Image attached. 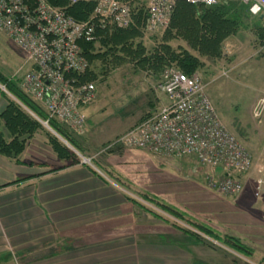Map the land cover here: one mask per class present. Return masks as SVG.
I'll return each instance as SVG.
<instances>
[{"label":"rangeland","instance_id":"374dc122","mask_svg":"<svg viewBox=\"0 0 264 264\" xmlns=\"http://www.w3.org/2000/svg\"><path fill=\"white\" fill-rule=\"evenodd\" d=\"M146 1L137 0V4L145 6ZM230 6L232 12L244 14L246 17H242L238 31L223 42L222 58L210 59L199 56L182 39H173L169 44L172 48L178 46L187 48L202 61L203 66L198 73L207 83L208 95L222 123L237 136L251 156L252 166L240 175L243 185L241 192L227 195L211 189L207 177L219 173V169L206 167L192 156H173L172 158L176 160L173 167L167 163L168 158L144 151L142 153L137 148L124 147L118 143L107 148L144 114L153 112L164 104L162 102L164 93L160 88L161 75L167 67L179 68L174 63L163 67L158 74L142 70L132 62L120 64L111 62L106 65L96 61L91 64L90 68L95 78L88 81L94 85V96L84 108L87 110L85 128L75 136L82 145L81 151L61 141L74 152L79 162L103 173L110 181L125 190L126 197L158 213L167 220V223L193 230L185 220L177 219L160 210L145 200L143 195L176 208L185 217L197 223L210 225V228L213 226L220 234L236 236L253 249V254L247 257L208 239L216 247L211 248L203 244L205 252L208 253L205 259L207 263L264 264V185L258 195L254 194L257 169L264 161V44H259L253 32L252 22L257 17L250 14L243 4L231 3ZM134 25H139L136 19ZM139 26L142 28V37L139 41L147 50L160 44L166 28L149 31L145 24ZM27 71L28 64L23 52L0 30V73L6 77L21 79ZM0 90L3 89L0 87ZM149 102L155 105L154 109L149 110ZM255 110L260 112V121L254 116ZM43 126L55 135V131L54 133L46 125ZM46 146L45 132L38 131L31 142V151L48 161L54 158L55 154ZM162 167L174 169L173 173L183 180L199 181L211 189L213 210L206 212L204 217L198 220L151 193L148 188L153 189L155 174H159L158 169ZM13 182H6L1 186ZM134 208L141 212L137 206L134 205ZM25 262V258L8 250L0 252V264Z\"/></svg>","mask_w":264,"mask_h":264},{"label":"built area","instance_id":"2783aa9c","mask_svg":"<svg viewBox=\"0 0 264 264\" xmlns=\"http://www.w3.org/2000/svg\"><path fill=\"white\" fill-rule=\"evenodd\" d=\"M68 1L93 2L92 16L78 21L47 0H0V30L23 52L28 64V71L20 79L21 89L44 110L48 119L79 134L86 124L84 108L95 91L92 83L80 79L88 63L79 42L93 39L97 26H130L136 12L129 0ZM177 1L147 0L146 29L167 28ZM185 1L210 6L220 0ZM227 1L246 6L250 14L261 18L264 27V0ZM160 88L166 103L107 148L118 143L165 157L192 156L206 167L219 169V173L207 177L211 189L227 195L241 192L240 175L252 166L251 156L222 123L200 74L188 75L179 68L167 67ZM259 115L255 110L254 116ZM37 119L48 125V120ZM254 183V194L258 195L264 185V161L257 169Z\"/></svg>","mask_w":264,"mask_h":264},{"label":"crops","instance_id":"0c3cea01","mask_svg":"<svg viewBox=\"0 0 264 264\" xmlns=\"http://www.w3.org/2000/svg\"><path fill=\"white\" fill-rule=\"evenodd\" d=\"M5 105L0 95V110ZM34 136L20 162L0 155V252L25 264H209L203 244L136 211L125 190L103 173L83 162L57 168L65 162L56 155L43 160L30 149ZM163 157L174 167L173 156ZM158 170L151 193L198 220L213 210V191L205 184L183 180L174 169Z\"/></svg>","mask_w":264,"mask_h":264},{"label":"trees","instance_id":"16d2710c","mask_svg":"<svg viewBox=\"0 0 264 264\" xmlns=\"http://www.w3.org/2000/svg\"><path fill=\"white\" fill-rule=\"evenodd\" d=\"M47 1L51 5L63 9L67 15L78 21L87 20L92 16L94 9V3L91 1L75 3H70L68 0ZM129 1L133 4L136 12L134 22L130 26L126 28L97 26L93 39L79 42L82 53L88 63V68L80 76L82 81L89 82L88 80L95 78L90 65L96 61L106 65L111 62L114 64L132 62L134 66H138L140 69L156 74L160 73L163 67L174 63L188 75L194 72L198 73V70L203 66L199 57L187 48L181 46L172 48L169 42L173 39H182L199 56L220 59L224 55L223 42L238 31L242 17L245 16L244 14L232 12L230 5L233 2H228L227 0H220L217 4L210 6L178 0L169 24L162 34V41L151 50H147L139 41V38L142 37V28L139 25H144L146 22V4L145 6L143 4L139 6L137 0ZM256 17V20L252 22L253 32L259 44L263 45L264 27L262 26L261 18L259 16ZM135 19L139 25H134ZM0 85L4 87V90H0V95L6 101L5 107L0 110L1 156L20 162L19 156L24 151L29 140L38 131H44L47 144L56 157L65 162V164L57 168L80 161L74 152L57 136L48 131L37 118L48 120V125L53 131L74 148L81 151L80 147L82 145L75 137L78 134H75L57 120L48 119L44 110L21 89L19 78L6 77L0 73ZM148 108L152 110L155 105L149 102ZM148 113L150 111L144 114L140 120ZM21 180H24V178L17 179L14 182ZM143 198L169 215L185 220L193 230L177 224L172 225L197 242L215 248V244L208 240L211 239L244 256L250 257L253 254V249L244 244L238 237L220 234L209 226L185 217L176 208L155 198L147 195H143ZM128 199L140 210L149 211L155 217L167 222L158 213L145 208L136 200L130 197Z\"/></svg>","mask_w":264,"mask_h":264},{"label":"water","instance_id":"95a60500","mask_svg":"<svg viewBox=\"0 0 264 264\" xmlns=\"http://www.w3.org/2000/svg\"><path fill=\"white\" fill-rule=\"evenodd\" d=\"M0 87L3 89V86L0 85ZM44 125V124H43ZM52 132H54L48 125H46ZM55 133V132H54ZM56 136L59 137L60 140H62L67 146L71 147V145L65 141L62 137H60L58 134L55 133Z\"/></svg>","mask_w":264,"mask_h":264}]
</instances>
